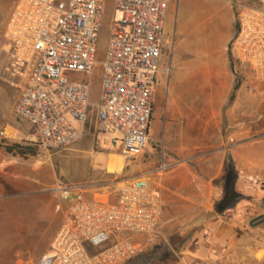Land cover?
I'll list each match as a JSON object with an SVG mask.
<instances>
[{"label":"built area","instance_id":"1","mask_svg":"<svg viewBox=\"0 0 264 264\" xmlns=\"http://www.w3.org/2000/svg\"><path fill=\"white\" fill-rule=\"evenodd\" d=\"M247 1L229 52L235 65H247L252 78L264 82V0ZM167 6V0H113L97 119L102 133L121 136L127 158L140 155L148 141ZM104 8L105 0H16L11 9L4 52L9 81L19 88L12 112L36 128L35 143L44 150L82 139L76 125L87 120L91 88L67 74L95 71ZM0 139H7L4 130ZM51 191L67 207L34 264H126L159 236L158 190L121 182L113 201L87 199L77 186L56 184ZM123 232L130 235L119 237Z\"/></svg>","mask_w":264,"mask_h":264},{"label":"crops","instance_id":"2","mask_svg":"<svg viewBox=\"0 0 264 264\" xmlns=\"http://www.w3.org/2000/svg\"><path fill=\"white\" fill-rule=\"evenodd\" d=\"M231 18L233 13L227 10L226 35L218 49L205 51V64L196 58L185 60L186 43L177 42L179 71L170 90L177 107L164 111L169 118L164 150L151 153L144 148L140 155L127 158L122 151L93 148L88 174L107 180L77 185L85 198L109 201L115 199V190L109 188L117 184L109 178L158 190L164 235L178 240L177 264H264V221L246 226L262 214L256 200L264 202V82L240 79L234 92L240 67L228 49ZM184 66L194 76L192 86L185 79ZM200 74L205 77L203 100L196 83ZM13 130L18 141L35 143L37 130L35 136ZM43 162L10 157L0 149V196L29 192V175L39 173ZM162 163L166 168H161ZM55 195L63 202V218L67 203Z\"/></svg>","mask_w":264,"mask_h":264},{"label":"rangeland","instance_id":"3","mask_svg":"<svg viewBox=\"0 0 264 264\" xmlns=\"http://www.w3.org/2000/svg\"><path fill=\"white\" fill-rule=\"evenodd\" d=\"M15 1L0 0V131L4 130L7 134V139H0V149L3 150L4 155L10 157L18 156L23 160L44 162L39 172L41 174L37 171L30 173L29 192L0 196V264H34L40 255L47 251L49 241L62 219L63 202L51 191L56 183L77 186L80 183L90 184L97 179H100V182L106 181L107 178L103 176L88 174L90 173L89 152L94 148L96 151L120 154L123 149L121 136L102 133L98 128L97 119L103 61L114 11L113 0H105L96 56L97 67L93 74L75 72L67 74L72 82H88L91 88L87 120L78 125V129L84 132L82 139L64 149L44 150L36 143L18 141L13 130H25L33 136L36 135L34 126L18 121L12 112L13 104L19 95V88L17 84L11 85L5 71L8 60L4 52L6 44L4 30ZM247 3H249L247 0H167L162 51L158 62L153 100V121L149 127L145 151L151 153L159 149L163 151L167 142L169 118L167 119L164 111L166 109L170 111L173 106L177 107V102L170 92L172 81L179 71L177 42L182 39L186 43L185 60L196 58L200 64H205L203 60L205 51L218 49L226 35L224 21L226 11L230 10L233 13L229 30L233 31V38L237 15ZM184 68L185 79L192 86L194 76L188 66ZM247 68V65L240 67V71L236 74L239 80L246 81L252 78ZM196 79V83H199L198 95L203 100L205 77L200 74ZM16 82L18 83V80ZM15 145L27 146L31 150L25 155L18 154L15 149L12 152L6 151L7 147L12 148ZM109 179H113L115 183L121 181V178ZM116 187L117 184L110 187L109 192H113ZM256 204L259 213L262 214L250 223L246 222L248 227L263 223L261 218H264V202L256 200ZM57 206L61 209L59 210ZM129 235L128 232L118 234L119 237ZM177 241L164 235L161 226L159 236L152 247L127 264H177L176 252L179 247Z\"/></svg>","mask_w":264,"mask_h":264},{"label":"trees","instance_id":"4","mask_svg":"<svg viewBox=\"0 0 264 264\" xmlns=\"http://www.w3.org/2000/svg\"><path fill=\"white\" fill-rule=\"evenodd\" d=\"M239 84H240V81H239V79L236 77V85L234 86V88H233V90H234V92H235V90L238 88V86H239ZM234 99V93L232 94V96L230 97V101H232ZM16 150L17 152H18V154H20V155H25L26 153H28V152H30V150H31V148H29V147H23V146H21V145H15L14 147H7L6 148V151H8V152H12L13 150ZM127 264V263H126Z\"/></svg>","mask_w":264,"mask_h":264},{"label":"flooded vegetation","instance_id":"5","mask_svg":"<svg viewBox=\"0 0 264 264\" xmlns=\"http://www.w3.org/2000/svg\"><path fill=\"white\" fill-rule=\"evenodd\" d=\"M262 221H264V218H261Z\"/></svg>","mask_w":264,"mask_h":264}]
</instances>
